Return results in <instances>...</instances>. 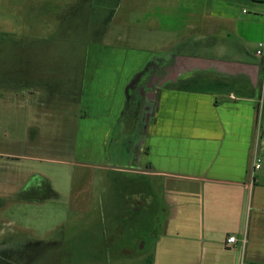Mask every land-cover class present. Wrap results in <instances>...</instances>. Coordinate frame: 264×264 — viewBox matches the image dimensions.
I'll use <instances>...</instances> for the list:
<instances>
[{
    "label": "crops",
    "instance_id": "1",
    "mask_svg": "<svg viewBox=\"0 0 264 264\" xmlns=\"http://www.w3.org/2000/svg\"><path fill=\"white\" fill-rule=\"evenodd\" d=\"M150 3L157 13L198 14L204 36L231 33L235 39L218 40L214 54L177 55L132 134L130 162L110 170L117 173L116 187L117 178H127L124 196H111L109 204L95 200L99 220L89 243L74 242L78 256L71 261L64 254L62 263L264 264V56L256 52L264 41V0ZM136 60L127 58L129 72L95 71L85 104L100 110L93 108L80 129L98 140L78 144L79 150L103 145ZM256 157L261 162L254 169ZM230 235L235 243L227 242Z\"/></svg>",
    "mask_w": 264,
    "mask_h": 264
},
{
    "label": "rangeland",
    "instance_id": "2",
    "mask_svg": "<svg viewBox=\"0 0 264 264\" xmlns=\"http://www.w3.org/2000/svg\"><path fill=\"white\" fill-rule=\"evenodd\" d=\"M118 1L119 6L114 5L115 0H107L118 10H110V20L105 21L107 29L99 42L102 51L111 55L107 60L123 65L124 72L131 70V66L126 65L128 57L140 61L144 56L174 55L193 46L197 50L198 41L225 43L235 39L231 33L201 34L197 28L198 14L189 15L178 8L171 14L153 12L151 0ZM56 3L59 8L54 7V0L44 3L0 0V26L20 30L29 26L30 30L29 34L19 32L4 45L0 44V83L10 86L2 91L23 95L0 97V183L5 189L18 191L17 198H5L1 215L5 221L15 222L20 239L31 238L29 242L20 241L10 247L15 257L1 253L0 264H44L45 249L49 247H43L45 243L52 244L49 248L52 254L57 252L61 256L57 251L58 243L64 248L70 239L72 246L67 247L64 254L73 261V256H78L72 250L73 243L80 240L86 246L91 238L89 230L99 220L93 212L95 200L100 196L109 204L111 196L125 194L126 177L118 174L116 187V172L106 166L82 163L89 159L74 151L78 144L94 143L91 137L81 134L79 106L64 101L57 105L44 100L39 102L35 96L48 100L46 96L52 93L57 97L71 94L81 75L80 64L87 42L65 35L40 38L39 32L32 28L35 24L32 18H37L38 14H69L70 8L63 2ZM95 14L102 16V10H95ZM250 47L254 49L255 44ZM194 52L208 54L209 50L203 47ZM263 139L261 136V141ZM261 153L264 160V152ZM32 172L45 176L56 195L27 196L23 184ZM84 228L86 230L81 231ZM82 257L88 258L87 255ZM79 261L87 263L83 259Z\"/></svg>",
    "mask_w": 264,
    "mask_h": 264
},
{
    "label": "flooded vegetation",
    "instance_id": "3",
    "mask_svg": "<svg viewBox=\"0 0 264 264\" xmlns=\"http://www.w3.org/2000/svg\"><path fill=\"white\" fill-rule=\"evenodd\" d=\"M38 1L44 3L51 0ZM57 1L63 2L66 7L70 8L69 14L63 15L58 12H53V16L38 14L35 19L30 16L33 23H38L40 25L42 22L40 25L41 27L33 24L32 28L34 31L39 32L40 38L65 35L72 38L76 36L78 39L87 42L86 50L83 53L82 62L80 64L81 75H79L77 83L71 90V94L61 97L58 96V98L56 93H52L46 96L49 98L48 100L43 99V96H35L39 99V102L44 100L48 103L57 105L60 101H64L66 104L72 103L78 105L82 111L80 120H83L89 113H91L93 108L98 111L100 110L99 107L96 108L91 106L92 104H90V107L85 104L87 95L91 93L90 91H93H89L88 88L90 86V81L95 78V71L111 68L119 72L123 69V65L118 66L117 62L113 63L112 61L107 60V57L111 55L102 51L103 48L99 42L107 29V22L111 17L110 10L114 9V11H117L118 8L111 7L107 0H54V7L58 8ZM119 4L120 2L115 0L114 5L119 6ZM95 10H102V16H97ZM77 15H79V18ZM74 18H76V21ZM74 29L78 32L76 33L73 31ZM29 31V26H26V28L22 30L13 29L12 27L2 28L0 26V44L4 45L5 42L13 36L18 35L19 32L22 34H29ZM197 43V50L193 49L194 46L192 45L193 48L185 49V51L177 52L174 55L166 53L154 57L147 56L140 61V64L138 63V66H135L136 68H133L132 73L124 81L125 92L120 100V106L117 113L112 116V121L109 123V131L105 134L103 145L98 146L95 143L89 150L85 151H81L78 146H75L76 150L74 151H76L77 154L80 153V156L89 159L82 163L91 166L94 165L96 167L106 166L111 170V168H114L118 163L130 162L129 156L134 150V141L131 139L132 134L138 130L141 122L146 120L144 118L150 113L149 107L152 108L154 105L152 100L154 99V96H156L155 94H157L158 88L164 83L167 75L172 73L177 55L181 53L198 55L194 51H199L200 49H203V47L209 50L208 54H214L217 44L216 40L209 41L208 43L198 41ZM7 88L10 89V86L7 87L4 83H0V97H4L5 95L11 96V94L13 96L23 97V95L18 93H3L2 90ZM89 100L91 101V99ZM92 102L94 104L99 103L93 99ZM97 135L98 134L96 133L93 134V141L98 140ZM23 187L28 193L27 196L30 197L38 198L45 195H56L51 188L49 180H47L45 176L42 177L41 174H35L33 172L24 180ZM17 195L18 191L14 189H5L4 185L0 183V254L4 253L7 257L16 256L10 247L13 245L15 246L20 241L23 243L29 242L31 239H29V237H23L20 239L18 235L19 232H17V228L14 225L15 222L5 221L1 215V207L5 204V198H17ZM61 239L63 238L61 237ZM51 246V243H47V245L45 243L43 246L47 247L44 253L45 261L47 264H63L64 250L62 246L59 243L57 245V251L58 253L60 252V254L62 253L61 256L57 255V252L52 254L49 249ZM2 250H4V252H2Z\"/></svg>",
    "mask_w": 264,
    "mask_h": 264
},
{
    "label": "built area",
    "instance_id": "4",
    "mask_svg": "<svg viewBox=\"0 0 264 264\" xmlns=\"http://www.w3.org/2000/svg\"><path fill=\"white\" fill-rule=\"evenodd\" d=\"M256 52H257V54L264 56V41L263 40H261V41H259V43H257ZM260 162H261L260 157H256L254 169L258 168V167L260 168ZM236 241H237V237L235 235H230L227 238L228 243H235Z\"/></svg>",
    "mask_w": 264,
    "mask_h": 264
},
{
    "label": "trees",
    "instance_id": "5",
    "mask_svg": "<svg viewBox=\"0 0 264 264\" xmlns=\"http://www.w3.org/2000/svg\"><path fill=\"white\" fill-rule=\"evenodd\" d=\"M262 137L264 138V126H261Z\"/></svg>",
    "mask_w": 264,
    "mask_h": 264
},
{
    "label": "water",
    "instance_id": "6",
    "mask_svg": "<svg viewBox=\"0 0 264 264\" xmlns=\"http://www.w3.org/2000/svg\"><path fill=\"white\" fill-rule=\"evenodd\" d=\"M175 66V65H174Z\"/></svg>",
    "mask_w": 264,
    "mask_h": 264
}]
</instances>
